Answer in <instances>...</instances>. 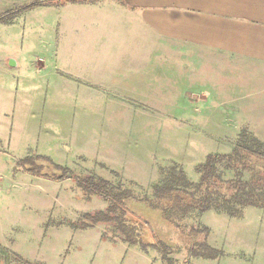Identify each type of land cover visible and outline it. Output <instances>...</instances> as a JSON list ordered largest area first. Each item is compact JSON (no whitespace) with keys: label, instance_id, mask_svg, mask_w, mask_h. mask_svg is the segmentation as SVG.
I'll return each mask as SVG.
<instances>
[{"label":"rangeland","instance_id":"rangeland-1","mask_svg":"<svg viewBox=\"0 0 264 264\" xmlns=\"http://www.w3.org/2000/svg\"><path fill=\"white\" fill-rule=\"evenodd\" d=\"M32 1L0 0V16L10 19L0 22V246L9 255L6 262L0 257V264H166L157 250L122 242L113 224L72 228L84 225V214L106 210L108 203L96 196L84 199L70 176L100 178L141 199L152 197L153 186L163 184L173 166L199 182L196 167L219 149L197 136L199 125L188 126L192 108L185 76L178 75L177 93L158 98V93L140 100L101 95L94 84L72 80L43 50L58 36L56 16H11ZM187 69L179 63V71ZM196 104L201 108V101ZM32 156L68 168V178L56 182L23 172L18 162ZM263 164L251 166L261 171ZM250 175L244 171L243 180ZM235 177L234 171H224V181ZM262 211L246 207L238 217L191 212L179 224L188 231L207 226V241L221 253L190 257L180 246L167 261L264 264Z\"/></svg>","mask_w":264,"mask_h":264},{"label":"crops","instance_id":"crops-1","mask_svg":"<svg viewBox=\"0 0 264 264\" xmlns=\"http://www.w3.org/2000/svg\"><path fill=\"white\" fill-rule=\"evenodd\" d=\"M44 12L57 17L58 36L43 50L72 80L140 100L177 93L184 75L188 126L219 149L210 153L231 152L242 130L264 143V0H99L26 15Z\"/></svg>","mask_w":264,"mask_h":264},{"label":"trees","instance_id":"trees-1","mask_svg":"<svg viewBox=\"0 0 264 264\" xmlns=\"http://www.w3.org/2000/svg\"><path fill=\"white\" fill-rule=\"evenodd\" d=\"M99 0H33L20 9L10 12L11 16L28 12L41 6H62L68 3H95ZM122 3V0H117ZM0 16V22H8ZM264 162V143L252 133L242 130L235 148L228 154H209L196 167L199 182L187 179L182 170L171 168L163 184L152 188L151 198H139L130 190L113 188L109 182L93 177L70 176L80 189L84 199L92 196L108 203L106 210L84 214V225H70L74 229H87L99 223L114 225L122 236L121 241L142 250H157L166 264L175 249L182 246L188 256L216 258L220 251L212 248L207 241V227H192L189 231L179 222L191 212L200 214L207 211L225 213L233 217L241 215L246 207L264 210V164L261 171H254L252 163ZM22 171L51 181H64L70 170L58 165L47 157L32 156L20 160ZM234 171L235 179L223 180L224 171ZM249 171L248 180L243 172ZM166 228L171 232H164ZM178 234V238L174 236ZM181 244V245H180ZM5 248L0 246V257L8 259Z\"/></svg>","mask_w":264,"mask_h":264},{"label":"water","instance_id":"water-1","mask_svg":"<svg viewBox=\"0 0 264 264\" xmlns=\"http://www.w3.org/2000/svg\"><path fill=\"white\" fill-rule=\"evenodd\" d=\"M11 63H12V61H11Z\"/></svg>","mask_w":264,"mask_h":264}]
</instances>
